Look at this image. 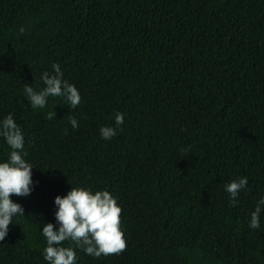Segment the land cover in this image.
<instances>
[{
    "label": "trees",
    "instance_id": "obj_1",
    "mask_svg": "<svg viewBox=\"0 0 264 264\" xmlns=\"http://www.w3.org/2000/svg\"><path fill=\"white\" fill-rule=\"evenodd\" d=\"M54 63L81 102L34 110L24 87L42 90ZM9 114L33 184L10 196L24 216L0 264H48L43 226L58 230L55 197L72 187L116 198L127 243L94 258L62 242L76 264H264V210L249 227L264 198V0H0V122ZM10 151L0 137V163Z\"/></svg>",
    "mask_w": 264,
    "mask_h": 264
},
{
    "label": "clouds",
    "instance_id": "obj_2",
    "mask_svg": "<svg viewBox=\"0 0 264 264\" xmlns=\"http://www.w3.org/2000/svg\"><path fill=\"white\" fill-rule=\"evenodd\" d=\"M21 33L24 29H20ZM54 74L44 72L41 76L42 90L36 91L30 85H25L24 93L32 109H43L47 106L49 97H63L67 104L75 109L81 102L78 89L67 80L63 79V72L58 64H53ZM56 113L49 112L48 118L52 119ZM69 122L75 130L79 127L74 117H69ZM124 123V114L117 112L115 115L116 127ZM67 129L65 135H67ZM113 127H101L100 135L109 140L116 135ZM0 137H3L11 149L7 162L0 163V241L7 235L13 217L24 216L23 207L14 203L10 196H28L32 188V168L24 156L25 138L21 128L16 124L13 116L9 114L0 122ZM247 178L240 177L232 180L225 186V191L230 197V206H235L241 191L247 186ZM55 212L58 230L52 223L43 226L42 234L47 246L42 255L48 264H76L77 256L73 247H63L62 242H71L87 255L99 258L119 255L127 248L124 232L121 230V212L116 198L108 191H96L82 187H72L66 196H56ZM264 210V198H261L255 210L251 212L249 227L260 228V215Z\"/></svg>",
    "mask_w": 264,
    "mask_h": 264
}]
</instances>
